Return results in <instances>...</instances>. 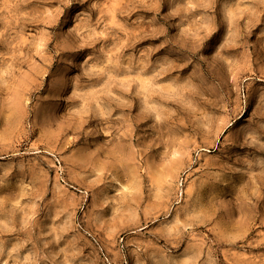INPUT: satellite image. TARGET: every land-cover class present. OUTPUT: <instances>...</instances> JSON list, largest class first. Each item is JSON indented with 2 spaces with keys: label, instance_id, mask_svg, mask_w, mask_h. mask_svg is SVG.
Returning a JSON list of instances; mask_svg holds the SVG:
<instances>
[{
  "label": "rangeland",
  "instance_id": "374dc122",
  "mask_svg": "<svg viewBox=\"0 0 264 264\" xmlns=\"http://www.w3.org/2000/svg\"><path fill=\"white\" fill-rule=\"evenodd\" d=\"M0 264H264V0H0Z\"/></svg>",
  "mask_w": 264,
  "mask_h": 264
}]
</instances>
